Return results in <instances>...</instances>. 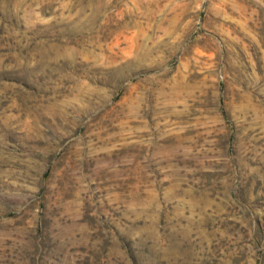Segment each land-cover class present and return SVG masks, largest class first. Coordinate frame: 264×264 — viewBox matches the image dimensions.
<instances>
[{"label": "rangeland", "instance_id": "obj_1", "mask_svg": "<svg viewBox=\"0 0 264 264\" xmlns=\"http://www.w3.org/2000/svg\"><path fill=\"white\" fill-rule=\"evenodd\" d=\"M0 264H264V0H0Z\"/></svg>", "mask_w": 264, "mask_h": 264}]
</instances>
